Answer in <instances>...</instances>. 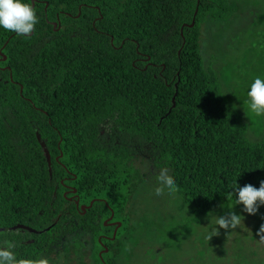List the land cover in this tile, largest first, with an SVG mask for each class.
<instances>
[{"label":"trees","instance_id":"1","mask_svg":"<svg viewBox=\"0 0 264 264\" xmlns=\"http://www.w3.org/2000/svg\"><path fill=\"white\" fill-rule=\"evenodd\" d=\"M28 2L29 34L0 29V228H27L0 231V246L35 262L87 233L93 262L118 264L144 156L198 215L264 180V139L247 138L201 57V24L232 20L233 2Z\"/></svg>","mask_w":264,"mask_h":264},{"label":"rangeland","instance_id":"2","mask_svg":"<svg viewBox=\"0 0 264 264\" xmlns=\"http://www.w3.org/2000/svg\"><path fill=\"white\" fill-rule=\"evenodd\" d=\"M228 1L235 4L232 20H207L200 26L201 57L204 67L216 73L219 90L233 103L247 138L259 142L264 139V115L250 112L246 92L253 77H264V0ZM137 164L144 181L134 193L128 238L137 241L130 264H188L191 258L194 264H264V231L257 225L256 213L243 212L239 204L221 203L198 215L173 191L153 194L160 169L150 158L141 157ZM228 210L241 215V222L230 229L217 226L212 236L217 216ZM46 257L48 264H95L87 233L67 237Z\"/></svg>","mask_w":264,"mask_h":264},{"label":"clouds","instance_id":"3","mask_svg":"<svg viewBox=\"0 0 264 264\" xmlns=\"http://www.w3.org/2000/svg\"><path fill=\"white\" fill-rule=\"evenodd\" d=\"M37 15L28 0H0V29L14 32L17 36L27 35L37 22ZM247 107L256 116L264 115V77L255 76L248 85ZM175 189V182L168 175L167 171L161 169L156 175V184L153 194L160 196L162 192L171 193ZM231 192L235 196V204L242 206V211L248 214H255L260 205H264V180L259 181V186L251 184L237 186L235 183L231 187ZM241 222V215L228 210L224 215L216 218L215 226L212 227V236L220 229H230L236 227ZM218 226V227H217ZM260 230L264 231V223L260 225ZM211 236H206L209 239ZM15 242H9L5 246H0V264H48L45 258L38 261L18 259L12 249Z\"/></svg>","mask_w":264,"mask_h":264},{"label":"flooded vegetation","instance_id":"4","mask_svg":"<svg viewBox=\"0 0 264 264\" xmlns=\"http://www.w3.org/2000/svg\"><path fill=\"white\" fill-rule=\"evenodd\" d=\"M113 223L116 224V227L119 225V222H118V221H113V222H110L109 224H113ZM114 230H115V229H114ZM131 230H132V229H131ZM112 236H113V235H112ZM110 238L112 239V237H110ZM136 241H137V240L134 239V238H132V239L129 240L130 243H129V242H128V243L130 244L131 250L129 249L130 252L127 254V257H126V258H122L121 260H118V264H124V263H125V264H130V259H131V255H130V254H132L131 251L134 250V249H132V248H133L134 244L136 243ZM128 243H127V244H128ZM129 250H128V251H129ZM106 251H107V248L102 246L101 250L98 252V256L101 255L102 252L104 253V252H106ZM117 258H118V256H117ZM117 258H116V259H117ZM123 262H124V263H123ZM194 262H195V261H194V258H191L190 260H188L187 263H188V264H189V263H190V264H194ZM104 264H106V263H104Z\"/></svg>","mask_w":264,"mask_h":264},{"label":"water","instance_id":"5","mask_svg":"<svg viewBox=\"0 0 264 264\" xmlns=\"http://www.w3.org/2000/svg\"><path fill=\"white\" fill-rule=\"evenodd\" d=\"M195 12H196V10H195ZM192 22H193V20H192ZM188 26H192V23H190ZM90 203H91V202H90ZM81 208L84 209L83 206H81ZM16 228H27V227L24 226V225L17 224V225H15V226L8 227V228H0V231H5V230H7V229L13 230V229H16ZM113 235H114V233H113Z\"/></svg>","mask_w":264,"mask_h":264}]
</instances>
